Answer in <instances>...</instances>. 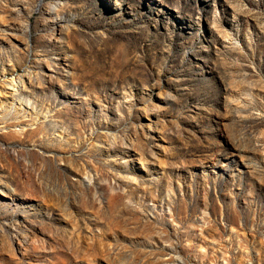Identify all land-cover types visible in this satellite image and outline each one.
Segmentation results:
<instances>
[{
    "label": "rangeland",
    "instance_id": "obj_1",
    "mask_svg": "<svg viewBox=\"0 0 264 264\" xmlns=\"http://www.w3.org/2000/svg\"><path fill=\"white\" fill-rule=\"evenodd\" d=\"M0 264H264V0H0Z\"/></svg>",
    "mask_w": 264,
    "mask_h": 264
}]
</instances>
